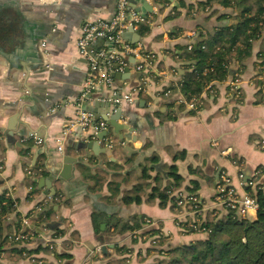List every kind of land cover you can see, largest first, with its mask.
<instances>
[{"label":"crops","instance_id":"obj_1","mask_svg":"<svg viewBox=\"0 0 264 264\" xmlns=\"http://www.w3.org/2000/svg\"><path fill=\"white\" fill-rule=\"evenodd\" d=\"M199 2L202 0L128 1L129 11L145 18L142 24L149 31L142 35L141 24L134 32L127 27L122 37L136 51L120 50L126 69L104 64V72L113 78V85L88 91L89 66L78 54L81 30L85 23L113 20L115 0H0V160L4 161L0 193L6 192L16 202L23 217L47 198L48 209L57 212L59 228L65 231L64 239L72 240L73 233L78 236V240L73 239L71 259H58L55 253L47 258L37 254L45 262L107 264L104 246L109 248L107 253L117 246H127L131 251L124 256L126 264H155L161 258L153 250L152 240L136 237V231L103 240L107 224L102 223L106 228L102 230L101 225V233H96L94 212L125 220L137 216L148 219L155 225L151 228H160L170 239L172 248L203 239L205 234L184 231L182 218L172 211L171 203L161 207L159 200L148 202L147 197L139 205L126 206L122 202L123 194L134 186V182L127 184L130 175L140 176L147 160L154 156L158 163L148 165L152 184L164 166H175L184 178L178 191L196 194L206 207L216 206V188L223 176L231 179L241 196L250 195L247 188L255 191L258 184H264V77L258 76L263 38L254 42L251 56L240 67L235 62L230 64L232 77L205 88L199 97L203 103L200 111H190L180 103L185 99L181 85L186 70L174 53L180 54V47L191 50L207 37L241 22L242 10L221 5L201 7ZM107 46L101 41L95 49ZM236 79L243 95L238 105L232 102L229 90ZM170 88L176 93L172 94ZM125 96L133 101L129 103ZM260 96L262 102L257 104ZM80 99L82 110L86 101L89 107H97L98 103L99 115L111 120L120 109L123 114L118 124H128L134 130L121 131L120 137H125L121 139L110 121L101 118L97 122L109 127L112 157L79 149L89 141L108 149L103 140L105 132L94 134L80 126L70 128ZM59 146L64 149L62 153ZM43 155L49 174L36 180L39 194L29 201V172ZM66 155L78 160L68 181L54 177L50 163L56 160V168L61 169ZM100 171L109 182L114 176L122 177L118 181L120 195L114 204L107 201L111 196L109 182L102 190H92ZM256 177L260 178L257 183L253 181ZM44 178L45 182L41 181ZM193 181L199 183L197 192L187 190ZM51 189L55 194L63 192L61 205L54 203ZM226 213L221 210V216ZM257 214L251 211L246 219L253 222ZM15 220V216L10 217L8 224ZM30 228L37 235L32 236L28 248L36 249L49 242V233ZM62 240L57 239L56 252L63 251ZM0 264L34 263L30 259L13 262L0 255Z\"/></svg>","mask_w":264,"mask_h":264},{"label":"trees","instance_id":"obj_2","mask_svg":"<svg viewBox=\"0 0 264 264\" xmlns=\"http://www.w3.org/2000/svg\"><path fill=\"white\" fill-rule=\"evenodd\" d=\"M199 5L201 7L221 5L225 8L242 10L241 22L239 26L223 29L214 36L207 37L199 42L197 47L193 46L191 50L180 47L181 53H174L173 56L176 61L185 64L186 73L183 76L181 91L186 100L191 101L194 98H199L211 83L224 82L228 77H232L230 64L235 62L240 67L251 56L254 42L261 38L263 39L258 63V76L264 77V0H202ZM140 27L142 35L149 31L145 24H141ZM212 87L214 88L215 85L211 86L210 89ZM169 90L173 92L172 94L176 93L173 88ZM260 102H262L261 96L257 104ZM45 161L46 157L43 155L41 160L31 168L32 176L27 180V185L31 189L28 196L29 201L38 197L39 191L36 180L49 174L45 167ZM2 163H4L3 160ZM153 163H158L156 156L147 160V166L143 168L140 176L130 175L131 179L126 182L127 184L134 182V186L123 194L122 202L126 206L139 205L147 197L148 202L159 200L161 207H166L168 203H171L172 211L176 214L180 213L181 210L176 209L177 200L174 194L182 187L184 178L178 174L175 166H164L153 185L148 167ZM121 178L114 176L109 182L108 176L100 171L95 176V187L92 190H102L104 185L109 182L108 188L111 196L108 197L107 201L114 204L120 195L121 183L118 181ZM253 181L257 183L260 178L256 177ZM263 186L264 184H258L255 191L251 187L247 188L248 193L259 205L255 221L240 219L232 211L218 218L208 213L206 223L201 226L205 227V237L192 244L176 248L169 245L170 239L160 228L143 229L148 220L143 217L137 216L131 220H125L118 216L108 217L94 212L92 222L94 230L98 234L101 233L102 223L107 224V229L102 232L103 240L106 239V241L135 231L138 234L136 237L151 239L154 246L153 250L161 257L155 264H264ZM148 189L151 190L150 193L147 192ZM198 189L199 183L197 181H193L187 187L189 192H197ZM52 199L56 205H61L64 202L63 192L59 191ZM49 207L50 202L46 198L37 203L23 217L18 212L16 202L7 197L6 192L0 193V255L4 259L13 262L30 259L34 264L41 262L54 264L53 261L45 262L46 259L37 257V254H44L47 258L55 253L58 259L72 258L73 239L78 240V236L73 233L72 240L64 239L65 231L59 228L57 212L52 209L49 210ZM12 216H15L16 220L13 224H8V219ZM24 218L28 219L32 227L43 229L50 234V240L45 246L39 245L36 249H30L28 246L32 241L26 242L21 238L18 239L24 235H37L33 228L28 229L23 224ZM185 232L199 234L193 229L185 230ZM59 238H63V251L60 253L56 252V241ZM130 251L127 246H117L112 252L106 253L104 258L109 260L107 264H126L124 256Z\"/></svg>","mask_w":264,"mask_h":264},{"label":"built area","instance_id":"obj_3","mask_svg":"<svg viewBox=\"0 0 264 264\" xmlns=\"http://www.w3.org/2000/svg\"><path fill=\"white\" fill-rule=\"evenodd\" d=\"M51 1V0H48ZM116 2V14L111 21H96L93 23H85L81 30V37L78 41V54L81 58L85 59L88 63V79L86 82L87 90L96 89L101 86H112L113 78L104 72V64L111 67L118 65L119 69L123 71L126 66V62L120 57V50L135 52L129 45L126 44L122 35L127 27L145 23L146 20L140 14L134 11H129L127 0H115ZM105 42L107 45L112 44V47L96 50L95 46L98 42ZM46 47V44H43ZM142 67L139 68L141 70ZM240 81L238 79L232 81L230 87V97L232 102L236 105L242 101V91L239 87ZM209 89V88H208ZM125 100L131 103L133 99L130 96H125ZM82 99L79 100L77 117L70 123V128L74 126H80L83 131H92L94 134L105 132L104 141H107L108 148L112 149L113 142L110 137L107 138L109 127L104 122L95 123L93 115L81 109ZM190 111L198 112L202 109L203 103L201 98L192 99L188 101L182 99L180 101ZM37 144H41V140L35 138ZM59 151L63 152V147H58ZM4 169L2 160H0V174ZM31 176L32 173L29 172ZM177 200V208L181 212L177 213L182 218L180 224L185 230H195L199 234H205V227H201L206 223V217L208 213H211L213 217H221V210L232 211L235 216L240 219H246L251 211H257L259 208L258 202L250 195L241 196L237 189L232 186L231 179L228 176H223L216 188V203L215 207H206L200 198L196 194L184 193L177 191L175 193ZM23 224L30 228L28 219H23ZM154 223L147 220L146 227H154ZM137 234V233H135ZM23 241H31L32 236L24 235L18 237ZM98 252L101 253V248H98ZM40 264H43L42 262Z\"/></svg>","mask_w":264,"mask_h":264},{"label":"water","instance_id":"obj_4","mask_svg":"<svg viewBox=\"0 0 264 264\" xmlns=\"http://www.w3.org/2000/svg\"><path fill=\"white\" fill-rule=\"evenodd\" d=\"M130 1V0H128ZM149 6V5H148ZM132 10V9H131ZM137 10L138 12H143L141 9H134ZM149 11L152 10V7L149 6L148 8ZM129 31L134 32V27L130 26ZM140 37L137 35L136 36V41H139ZM112 44H109V47H112ZM129 72V71H128ZM98 107V103L95 104ZM96 106L94 107H89L88 106V102H85V106L83 107L84 111H88L90 112L93 117L95 118L94 121L95 123H97L101 118L105 119V121L109 122L110 121V126L114 128L115 133L120 137L121 131H132L133 129L130 128V126L128 124H118V121L120 120V117L122 116L123 112L119 109L116 112V118L112 119L111 118H106V117H102V115H99L98 113V108ZM118 115V118H117ZM134 131V130H133ZM132 131V132H133ZM121 139H124L123 137H120ZM79 149H87L89 151H93V153H95V155H99L100 153L103 154L105 153L108 157H112V149L108 148V149H102V147L96 142V141H89L88 143H84L83 145H81L79 147ZM63 167L61 169L56 168L57 167V161L52 159L51 160V164L53 165V168L51 169V173L54 175V177L58 178V179H63V180H70L71 176H72V172L74 169V165L78 163V160L70 157L68 155L64 156L63 159ZM45 178L41 179V181L45 182ZM51 191L53 192L52 195L55 194L54 189H51ZM54 208V207H53ZM56 209V207L54 208ZM106 228V225H102V230H104ZM38 231H41L42 229L37 228ZM114 246H112L113 248ZM103 253H107L108 251V247L104 246L102 248Z\"/></svg>","mask_w":264,"mask_h":264}]
</instances>
